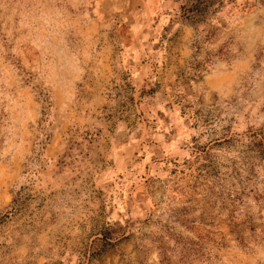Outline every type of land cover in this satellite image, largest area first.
Listing matches in <instances>:
<instances>
[{"label": "rangeland", "instance_id": "374dc122", "mask_svg": "<svg viewBox=\"0 0 264 264\" xmlns=\"http://www.w3.org/2000/svg\"><path fill=\"white\" fill-rule=\"evenodd\" d=\"M212 5L186 17L181 0H59L62 71L27 19L0 21L26 105L0 95V152L10 137L29 151L15 184L0 181V215L21 192L0 264H250L264 242V0Z\"/></svg>", "mask_w": 264, "mask_h": 264}, {"label": "clouds", "instance_id": "9594fccd", "mask_svg": "<svg viewBox=\"0 0 264 264\" xmlns=\"http://www.w3.org/2000/svg\"><path fill=\"white\" fill-rule=\"evenodd\" d=\"M58 2L59 0H0V21H3V24L8 26V31L11 32L13 17L27 19L29 21L26 25L29 29L28 39L35 45L36 51L49 53L57 64V71H62L63 59L67 50L62 37L69 27L71 13L67 12L63 6L57 7ZM80 19H91V15H80ZM36 70L42 71L43 69L38 67ZM59 83L60 80L57 79L53 86ZM0 84L4 86L0 90V95H3L10 105L18 110V114L22 115L26 105L20 95L11 91L17 85L14 69L3 57H0ZM5 144V149L0 152V181L5 186L11 187L19 179L20 164L29 151L23 141L15 143L12 137L6 140ZM144 226L147 227V224ZM169 255L171 256L170 264H180L177 254L169 253ZM161 258L163 264H169L168 260H164L163 255ZM258 262L264 264V242H261L258 254L255 246L251 253L250 264H258Z\"/></svg>", "mask_w": 264, "mask_h": 264}, {"label": "trees", "instance_id": "16d2710c", "mask_svg": "<svg viewBox=\"0 0 264 264\" xmlns=\"http://www.w3.org/2000/svg\"><path fill=\"white\" fill-rule=\"evenodd\" d=\"M236 1L239 0H181V9L183 14L188 17L189 14L201 12L206 9L209 5L213 4L212 6L214 10H216L217 5H221L225 2L230 4H234ZM250 7L243 6L241 7L242 11L249 9ZM21 192H16L14 195V199L12 200V204L0 215V221L6 220L11 218L15 215L17 211V206L21 203Z\"/></svg>", "mask_w": 264, "mask_h": 264}]
</instances>
